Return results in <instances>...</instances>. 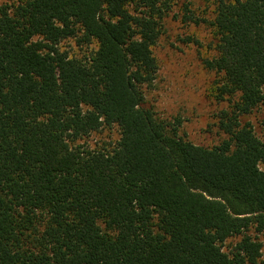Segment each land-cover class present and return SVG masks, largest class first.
I'll return each instance as SVG.
<instances>
[{
    "label": "trees",
    "instance_id": "1",
    "mask_svg": "<svg viewBox=\"0 0 264 264\" xmlns=\"http://www.w3.org/2000/svg\"><path fill=\"white\" fill-rule=\"evenodd\" d=\"M176 2L0 4V264H264V0H212L210 146L146 101Z\"/></svg>",
    "mask_w": 264,
    "mask_h": 264
},
{
    "label": "rangeland",
    "instance_id": "2",
    "mask_svg": "<svg viewBox=\"0 0 264 264\" xmlns=\"http://www.w3.org/2000/svg\"><path fill=\"white\" fill-rule=\"evenodd\" d=\"M17 0H0L11 3ZM187 15L193 19L183 17ZM214 4L212 0H177L164 21L163 32L153 51L158 60V71L153 86L146 91V101L157 115L169 122L178 123L179 133L201 145H214L226 135L218 127V113L227 106L226 101L215 97L213 70L204 65V58L213 54ZM76 50L72 40L63 43L64 48ZM264 104L255 108L242 120H249L258 136L262 135L261 119ZM115 127L92 133L87 142L117 137ZM232 241H228L230 245Z\"/></svg>",
    "mask_w": 264,
    "mask_h": 264
}]
</instances>
